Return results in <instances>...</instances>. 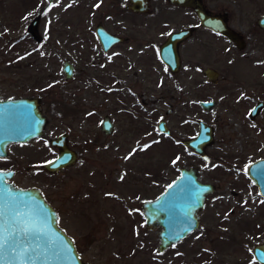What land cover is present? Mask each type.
<instances>
[{
  "label": "rangeland",
  "instance_id": "374dc122",
  "mask_svg": "<svg viewBox=\"0 0 264 264\" xmlns=\"http://www.w3.org/2000/svg\"><path fill=\"white\" fill-rule=\"evenodd\" d=\"M109 1L0 0V96L36 95L47 118L43 136L10 149L15 184L40 188L89 264H260L251 247L264 241V197L245 166L264 156V106L253 121L247 113L255 100L264 102V67L251 65L241 83L232 82L234 55L220 54L207 33L210 50L185 43L181 66L170 72L157 56L164 34L144 32L135 15L113 14L114 5L102 24L128 38L103 54L92 30ZM40 12L37 43L26 27ZM184 19L175 15V27ZM252 53L258 64L253 59L263 58L264 48ZM64 59L73 65L71 78L61 70ZM205 63L220 71L217 84L205 80ZM207 98L215 105L206 111L197 100ZM104 114L113 123L108 134L99 129ZM159 118L169 134L157 130ZM198 119L213 126L204 156L180 142L195 134ZM60 131L76 160L49 172L41 167L54 152L46 138ZM179 166L196 167L214 188L197 211L198 226L156 252L160 227H144L140 203Z\"/></svg>",
  "mask_w": 264,
  "mask_h": 264
},
{
  "label": "water",
  "instance_id": "95a60500",
  "mask_svg": "<svg viewBox=\"0 0 264 264\" xmlns=\"http://www.w3.org/2000/svg\"><path fill=\"white\" fill-rule=\"evenodd\" d=\"M50 1V0H48ZM131 2L133 0H130ZM176 3H188L187 0H171ZM131 9H137L135 5H129ZM201 22L215 31L234 38L233 33L225 24L216 23L215 19L208 20L204 12L195 7ZM38 17L34 16L27 26L28 32L37 41L40 35L36 29ZM264 22V18L262 19ZM261 22V21H260ZM95 34L102 48H106L114 40L120 39L107 32L101 25H96ZM188 35V29H181L169 33L158 46L160 60L174 72L179 66L177 43ZM71 64L63 62L62 69L66 76L71 75ZM204 73L214 80L216 71L205 68ZM212 100H199L198 104L208 108ZM261 102H257L251 110L253 115ZM47 118L41 112L39 99L36 96H22L0 99V155L5 154L4 147L10 141H25L34 137L43 136V126ZM158 131L169 134L170 130L163 119L157 121ZM100 129L108 133L112 129V123L108 116H104L100 122ZM66 132H61L48 139L52 146L59 148L57 153L41 163V167L49 172L68 166L76 160V152L66 145ZM212 141L211 126L201 120L197 121V131L193 136L184 137L181 144L190 148L196 155L204 154V147ZM247 178L255 185L257 193L264 197V156L249 161L245 166ZM12 175V171L0 170L2 187L8 188L12 195L22 196L19 210L24 214L22 219L28 223L33 232L40 236L37 241L30 234L28 239L20 237L17 252L28 246L29 252L22 259H14L15 254L5 255L0 252V264H89L83 260L74 245L72 237L58 224L55 208L48 202L37 186L21 187L6 179ZM169 185H172L170 188ZM214 185L211 182L199 179L198 169L194 166H179L178 173L164 188L153 198L142 199L140 209L144 218V227L152 229L160 228L156 234L158 243L156 252H161L168 245L176 242L198 226L197 211L202 207L205 195L212 192ZM41 209L43 211H41ZM37 244L39 247L37 248ZM66 246L68 251H62ZM33 249H35L33 251ZM59 253V254H58ZM254 260L264 264V241L254 243L251 247ZM31 257V260L28 257Z\"/></svg>",
  "mask_w": 264,
  "mask_h": 264
},
{
  "label": "flooded vegetation",
  "instance_id": "af4514ba",
  "mask_svg": "<svg viewBox=\"0 0 264 264\" xmlns=\"http://www.w3.org/2000/svg\"><path fill=\"white\" fill-rule=\"evenodd\" d=\"M52 1L53 0H50V1L46 0L47 3L52 2ZM187 1H188V3H176V2L171 1V0H133L132 2L130 0H112V1H109L110 3H108L107 11L105 13H103L102 18L98 19L96 21V23L94 24V27L92 30V35H93L95 41L97 42V46H98L99 50H101V52L103 54H106L107 52H109L117 44L124 43V41L127 40L128 37L126 35L120 34L119 32H116V31L108 30L102 24V21L104 18H108V17L111 18L110 10L114 9V7H112L114 5L117 8L114 9L113 14H118V15L124 14V15H126L127 13H130V15H135V17L138 20L137 26H139L140 29L143 30L144 32L146 31V33H156V34L157 33L158 34L163 33L164 34L163 39L156 44L158 58H159L158 46L166 38V36L169 33L177 31V30H181V29H188V35L186 37H184L183 39H181L180 41H178L177 46H176L177 52H178V57H179L178 68L181 66L180 50L185 45V43H187V42H198L199 45L203 46L204 49H205V47H208V49L210 50L211 44L206 41V34L207 33L216 39L217 42L215 45H216V48H218L220 54H223L224 56H226L227 54L232 53L234 55V59L236 61L234 62V60H233L234 63H233L232 72H233L234 78H233L232 82L241 83V80H239V76L242 77V74H245V72L248 71V68L251 65L254 66V64H255V65H258V66L261 65V67H264V57L262 58L261 56H259L256 59H253V61L258 62V64L254 63V62L251 63V61H250L251 60L250 54H253L252 52H254L256 50H262L264 48V22L262 21V19L264 18V0H187ZM99 2H100V0H99ZM131 4L135 5L137 9H131L129 7V5H131ZM194 6L204 12V15L207 16V17H204L205 19H208V20L215 19L216 23L218 22L219 24H225V26L228 27L230 29V31L233 33L234 38L231 39L230 37L222 34L221 32L215 31L212 28H210L209 26L204 25L201 22V19L198 15L197 11L195 10ZM180 13L183 14L185 19H184V21H182L183 23L181 25L175 27L174 22H173L174 16L180 15ZM34 16L38 17V19H37V22H38L39 19L41 18V12L33 15L31 17V19ZM31 19H30V21H31ZM30 21L28 22V24L30 23ZM37 22H36V25H37ZM28 24H27V26H28ZM98 24L101 25L102 28H104L110 34H113L115 36L120 37V39L114 40L106 48H102V45L98 41V38L95 34V28H96V25H98ZM26 31H27V34L35 42L40 43L42 41V36L39 33L38 34L40 35V40L37 41L28 32L27 27H26ZM117 55L120 56L121 55L120 52L115 53V56H117ZM159 60H160V58H159ZM231 60L232 59H230V61ZM64 61H68V60L64 59L61 62V70L63 72V75L65 78H71L73 75V65L70 61H68L72 66L71 67L72 72H71L70 76H66L63 69H62ZM160 62L162 64H164L161 60H160ZM164 65L168 68V66L166 64H164ZM207 67L216 71V75L214 76L215 77L214 80L208 78L207 75L204 73V69ZM236 70L239 71L238 74L235 72ZM170 72H172V71H170ZM201 72H202V74H203V76L207 82H209L211 84H217L219 82V77H220L219 72L220 71L216 70V68H214L213 66H210L207 63H205ZM239 92L241 94L243 93L245 98L247 97V95L244 92H242V91H239ZM22 96H32V95L20 93V94H14V95L12 94V95L0 96V99L22 97ZM33 96H36V95H33ZM199 100H212L213 101V103L208 108H203L198 104L203 110H206V111L215 105V100L211 99V98L199 99ZM199 100H197V103ZM257 102H261V105L258 107L256 112L252 115L251 110ZM52 104H56L55 101H52ZM263 106H264V102L261 99H258V100H255L252 103V105L247 108L248 118L250 121L254 120L256 114H258V112L262 109ZM40 107H41V101H40ZM168 111H170V109H168L167 112ZM105 115L108 116L107 114H104L99 119V129H100V122ZM108 118L110 119L109 116H108ZM159 119H163V118H159ZM159 119H157V121ZM198 120H201L205 124H208L211 126L212 141H213V138H214L213 126L211 124L205 122L202 119H198ZM110 121H111V119H110ZM157 121H156V124H157ZM197 121H196V123H197ZM111 123H112V121H111ZM45 128H46V125L44 127V130H45ZM112 129H113V123H112ZM112 129H111V131H112ZM44 130H43V132H44ZM61 132H66V131H60L59 133H61ZM110 132H108V133H110ZM59 133H57L53 136H56ZM108 133H106V134H108ZM65 137H66L65 138L66 139V145L68 146V144H67L68 133L67 132H66ZM49 138L50 137L46 138L47 139L46 141L48 144H49V142H48ZM29 140L30 139L25 140V141H10L5 145V147H4L5 154L0 155V160H2V161H0V163H3V164H0V170L12 171V175L6 179L8 182H13L15 184V182L13 180V176L15 175V167L12 163V160L9 159V156H8V154L10 153V149L13 152V148H14L13 144L16 143L19 145V144H23ZM208 145H206V146H208ZM50 146H52V145H50ZM52 147L54 149V152L52 153L53 155H50L46 160L53 157L57 153V151L59 150V148L56 146H52ZM205 147H204V154H205ZM204 154L202 156H204ZM4 159H6V160L4 161ZM64 167H66V166H64ZM61 168H63V167H61ZM24 187H26V186H24ZM198 224H199V217H198Z\"/></svg>",
  "mask_w": 264,
  "mask_h": 264
},
{
  "label": "snow or ice",
  "instance_id": "6c2138e0",
  "mask_svg": "<svg viewBox=\"0 0 264 264\" xmlns=\"http://www.w3.org/2000/svg\"><path fill=\"white\" fill-rule=\"evenodd\" d=\"M2 185L3 180L0 179V252L5 255L15 254L14 259H22L29 252V248L25 246L17 252L20 237L23 236L28 239L29 235L32 234L39 241L40 236L33 232L28 223L22 219L24 214L19 210V206L23 197L12 195L11 191ZM169 187L171 188L172 185ZM41 211L43 210L41 209ZM38 247L39 244H37ZM62 251L67 252V247L64 246ZM28 259L31 260V257L29 256Z\"/></svg>",
  "mask_w": 264,
  "mask_h": 264
}]
</instances>
